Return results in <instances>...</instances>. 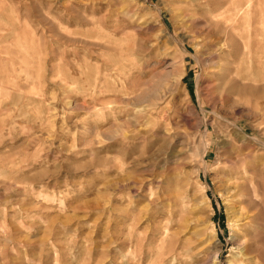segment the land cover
Wrapping results in <instances>:
<instances>
[{
	"label": "rangeland",
	"instance_id": "obj_1",
	"mask_svg": "<svg viewBox=\"0 0 264 264\" xmlns=\"http://www.w3.org/2000/svg\"><path fill=\"white\" fill-rule=\"evenodd\" d=\"M166 229L171 264H264V0H0V264H137Z\"/></svg>",
	"mask_w": 264,
	"mask_h": 264
},
{
	"label": "bare ground",
	"instance_id": "obj_2",
	"mask_svg": "<svg viewBox=\"0 0 264 264\" xmlns=\"http://www.w3.org/2000/svg\"><path fill=\"white\" fill-rule=\"evenodd\" d=\"M172 35H173V38H175L174 42H178L179 46L181 47V50L192 54L191 52L192 47L189 46L187 43H184V40L188 38L187 35L183 34V36L181 37L179 36L177 37V33L175 35L172 33ZM4 52H5V49H4ZM173 64H174V61H172L169 65H173ZM206 151L207 150H205V152ZM249 170H250V167L246 164V165H240L238 171L236 172L232 173V171H229L227 173V175H230V178L233 179L231 182L232 188L234 189L236 194L240 195V199H239L240 204L246 207H250L251 203H254L253 201H255L254 199L256 197L255 194L259 190V189L257 190V189L252 188L253 180L249 178V175H250ZM258 196L260 198V195ZM256 201L258 202V200ZM159 232H161V230ZM172 232H170L168 229L165 230L164 234L161 236L162 245L159 246L158 250L157 248L154 247L157 251L153 252L150 249L148 250L152 251L151 253H144L143 251H140L139 256L136 259L137 264H171V262L178 260L183 255L184 250L181 244L178 242L177 238L175 237V234ZM157 236H159V234ZM248 248H247V245L245 244L242 249L240 248L242 250V252L241 251L240 252L245 257V259H243L244 260L243 263L241 264H246L247 263V262L245 263V261L247 260L246 257H250L252 254ZM147 258L150 259L149 262L147 261L148 263H146ZM232 262L231 263L229 262V263L232 264Z\"/></svg>",
	"mask_w": 264,
	"mask_h": 264
}]
</instances>
